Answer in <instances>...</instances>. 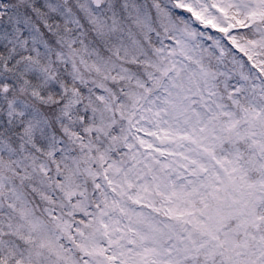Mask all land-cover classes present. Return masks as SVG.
I'll list each match as a JSON object with an SVG mask.
<instances>
[{"label": "snow or ice", "instance_id": "snow-or-ice-1", "mask_svg": "<svg viewBox=\"0 0 264 264\" xmlns=\"http://www.w3.org/2000/svg\"><path fill=\"white\" fill-rule=\"evenodd\" d=\"M0 264H264V0H0Z\"/></svg>", "mask_w": 264, "mask_h": 264}]
</instances>
